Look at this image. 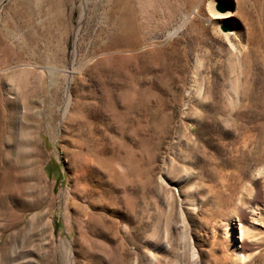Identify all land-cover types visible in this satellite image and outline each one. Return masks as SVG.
<instances>
[{"label":"rangeland","instance_id":"1","mask_svg":"<svg viewBox=\"0 0 264 264\" xmlns=\"http://www.w3.org/2000/svg\"><path fill=\"white\" fill-rule=\"evenodd\" d=\"M211 1L0 0V264H264V0Z\"/></svg>","mask_w":264,"mask_h":264},{"label":"bare ground","instance_id":"2","mask_svg":"<svg viewBox=\"0 0 264 264\" xmlns=\"http://www.w3.org/2000/svg\"><path fill=\"white\" fill-rule=\"evenodd\" d=\"M214 0H212L211 1V3L213 2ZM214 3V2H213ZM212 3V4H213ZM229 6H230V4H229ZM212 10H213V13L214 14H217V13H219V12H217V11H215L214 10V8H213V6H212ZM232 11H231V9L229 8L227 11H226V13H224V14H222L221 15V13H219L218 15H216L217 17H228V16H230V15H232ZM65 110V109H64ZM27 128V127H26ZM17 150V149H16ZM18 150H19V147H18ZM5 153L6 152H4L3 153V149H2V146H1V135H0V163H1V159H6V157H5ZM8 153V152H7ZM8 155V154H7ZM18 191V190H17ZM13 191L11 190V189H9L8 187H4V188H2V189H0V206L1 205H6L7 204V199L9 198L10 199V197H12V195H13ZM22 192H18V194H17V198H21V196H22ZM10 201V200H9ZM246 241H245V239H243L242 240V244H241V249H243V248H245L246 247V243H245ZM71 256V255H70ZM244 257H243V255H241V260L243 259ZM71 260H72V258H71ZM69 263V262H68Z\"/></svg>","mask_w":264,"mask_h":264},{"label":"water","instance_id":"3","mask_svg":"<svg viewBox=\"0 0 264 264\" xmlns=\"http://www.w3.org/2000/svg\"><path fill=\"white\" fill-rule=\"evenodd\" d=\"M219 6H221L222 10L224 11L226 9V7L223 4H220ZM223 30H229L228 26H223L222 28Z\"/></svg>","mask_w":264,"mask_h":264}]
</instances>
